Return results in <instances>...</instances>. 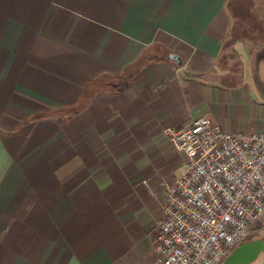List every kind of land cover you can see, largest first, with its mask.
Instances as JSON below:
<instances>
[{
  "label": "crops",
  "instance_id": "obj_1",
  "mask_svg": "<svg viewBox=\"0 0 264 264\" xmlns=\"http://www.w3.org/2000/svg\"><path fill=\"white\" fill-rule=\"evenodd\" d=\"M227 2L0 0V264H153L141 180L185 162L162 128L264 134V42Z\"/></svg>",
  "mask_w": 264,
  "mask_h": 264
},
{
  "label": "built area",
  "instance_id": "obj_2",
  "mask_svg": "<svg viewBox=\"0 0 264 264\" xmlns=\"http://www.w3.org/2000/svg\"><path fill=\"white\" fill-rule=\"evenodd\" d=\"M162 132L185 162L171 184L161 180L152 186L147 179L141 180L160 209L153 264H222L235 248L258 234L259 224L264 223V195L255 194L261 187L259 181L245 188L241 178L239 184L230 185L221 169L233 164L229 171L240 168L243 177L251 174L245 161L260 164L264 134L226 132L206 116L186 126H164ZM260 170L264 175V164ZM209 179L211 190L202 191ZM225 193L239 199L234 203ZM196 215L211 222L200 236L194 234L200 227Z\"/></svg>",
  "mask_w": 264,
  "mask_h": 264
},
{
  "label": "trees",
  "instance_id": "obj_3",
  "mask_svg": "<svg viewBox=\"0 0 264 264\" xmlns=\"http://www.w3.org/2000/svg\"><path fill=\"white\" fill-rule=\"evenodd\" d=\"M262 2L264 0H228L227 7L232 15L236 36H247L254 41L264 42V21L254 11ZM243 14L249 22H243Z\"/></svg>",
  "mask_w": 264,
  "mask_h": 264
},
{
  "label": "clouds",
  "instance_id": "obj_4",
  "mask_svg": "<svg viewBox=\"0 0 264 264\" xmlns=\"http://www.w3.org/2000/svg\"><path fill=\"white\" fill-rule=\"evenodd\" d=\"M242 158H244V154L241 153ZM246 167L251 168V174H249L246 177L242 176L243 169L237 168L235 171H229V167H233V164H229L221 169V172L223 174V179L228 183V184H239L241 178L245 180V188L248 186H255L256 182L259 181L260 184V189L257 191L255 194L256 195H264V175H261V170H260V165L264 164V158H261L260 164H257L253 166V164L246 160L245 161ZM200 173L204 174V170L200 169ZM210 183L211 180L209 179L208 183H205L203 186L202 191H210ZM225 196L228 200H233L235 203L236 200L239 199V197L233 198L229 194L225 193ZM209 212H211V209H209ZM195 220L200 222V227L197 229H194V234L197 236H200V234L204 231L205 228H210L211 227V222L207 218H203L200 215L195 216ZM243 227V225H241ZM205 244H207V240L204 241ZM186 264V262H185Z\"/></svg>",
  "mask_w": 264,
  "mask_h": 264
},
{
  "label": "water",
  "instance_id": "obj_5",
  "mask_svg": "<svg viewBox=\"0 0 264 264\" xmlns=\"http://www.w3.org/2000/svg\"><path fill=\"white\" fill-rule=\"evenodd\" d=\"M261 249H264V242L261 240L244 242L235 248L222 264H246L250 262Z\"/></svg>",
  "mask_w": 264,
  "mask_h": 264
},
{
  "label": "rangeland",
  "instance_id": "obj_6",
  "mask_svg": "<svg viewBox=\"0 0 264 264\" xmlns=\"http://www.w3.org/2000/svg\"><path fill=\"white\" fill-rule=\"evenodd\" d=\"M242 16H244L243 22H245V23L249 22V20H248V18H246L245 14H243Z\"/></svg>",
  "mask_w": 264,
  "mask_h": 264
}]
</instances>
